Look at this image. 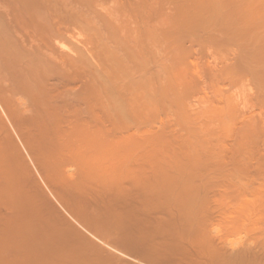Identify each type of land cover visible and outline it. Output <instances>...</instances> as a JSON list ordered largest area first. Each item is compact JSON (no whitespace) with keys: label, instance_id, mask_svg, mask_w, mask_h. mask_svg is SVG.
Listing matches in <instances>:
<instances>
[{"label":"bare ground","instance_id":"1","mask_svg":"<svg viewBox=\"0 0 264 264\" xmlns=\"http://www.w3.org/2000/svg\"><path fill=\"white\" fill-rule=\"evenodd\" d=\"M160 2L168 14L153 29L164 48L208 28L220 9L218 0ZM242 3L253 23L258 0ZM131 8L0 0V264H264V125L228 116L216 97L208 110L221 144L208 146L166 86L132 83L144 68L131 69L126 43L142 56L150 46ZM107 23L124 45L101 43L113 40ZM248 31L226 38L264 44V30ZM166 110L179 129L163 124Z\"/></svg>","mask_w":264,"mask_h":264},{"label":"rangeland","instance_id":"2","mask_svg":"<svg viewBox=\"0 0 264 264\" xmlns=\"http://www.w3.org/2000/svg\"><path fill=\"white\" fill-rule=\"evenodd\" d=\"M84 1L88 2L90 0H84ZM218 1H219L218 5L220 3L219 6L220 9H217V12L215 13L218 15L213 16L212 23L210 20V23L207 24L208 28L206 26V28H204L205 30L203 29L202 32L201 31L181 32L176 36V38L174 39L172 44L169 45V47L164 48L163 40L161 39L159 33L153 29V26H156L157 24L163 22L166 19L169 9L168 4H164V3L162 4L160 0H129L130 6L132 7L131 12L136 14L139 17V19L143 21L145 25L144 28L146 27L147 29L148 32L147 37L149 39L150 50L149 52H147V54H143L142 56L140 53L137 52L136 48L130 42L126 43L128 44L127 48L129 49V55L132 63L131 69L144 68L142 75H139L137 73H132L130 77L131 78L130 81L134 84L140 85V88L144 90L148 89L149 85H151L153 82L166 86L174 96L175 99V102L173 103L174 108L181 112H184L185 114L190 115L193 128L196 129L195 130L196 135L199 136V139L200 138L202 139L203 137L206 138L207 142L209 143L208 146H210V144L211 145L213 144L212 146L221 144V131H219L220 128L216 126L217 125L215 123L216 119H214V117H212L213 118L212 119L211 118L212 115L210 114L211 112H209V110L210 111L213 110L212 108H209V106L211 107V104L215 105L217 103L216 101H222V103L224 104L227 103V106H229L228 109L231 108L230 109L231 111L228 110L229 112L227 111V113L232 112L233 114L232 113L228 114V116L235 114L233 117L237 118V117H246L247 115L248 117L252 118V120L255 121L257 125L259 126L264 125V67H262L264 66L263 63L264 44L256 45L257 47L259 46L260 48H256V46H253L252 49L251 45H245L246 47L242 46L244 45L243 42H246L244 39L241 40L242 45L240 43L241 46L240 45L238 46L233 42H229V40L231 39L226 38L227 36L231 37L235 33H238L239 30H240L239 33H242L243 36L246 35L249 28H250L249 31L253 30L252 33H255L256 29L258 33L264 30V17H263L264 0H258V5H259L258 8L260 10L258 9V12L256 13L257 16L255 17L257 18L252 20L253 23L249 21H246V23H244L245 20L242 19L244 18L242 17L244 14L241 11H243L245 7V3H242V0H218ZM245 1L246 0H243V2ZM56 4H58V2ZM238 6L241 7L239 8ZM237 7L239 10L237 9ZM237 13L240 14V17ZM237 18L240 19L238 20L239 22L237 21ZM254 20H256L255 22L257 24L254 22ZM257 20L259 21L257 22ZM109 21L111 23H114L111 20ZM235 23L237 26L235 25ZM243 23L245 24L244 26ZM210 24L212 27L209 26ZM229 24L231 25V27L229 26ZM247 24H250V26ZM251 24L258 27L254 28V26H252ZM128 25L131 26L130 23H128ZM94 26L95 25H93V28ZM232 26H233V30H230L232 29ZM238 26L242 28H238ZM226 27H227L226 30L227 32L224 31ZM245 28L246 30H244ZM222 29L226 34V36L223 32H220L222 31ZM218 30L221 33L220 35L218 34L219 33ZM75 31L76 34L78 33L80 34L82 32L81 35L83 36L87 34L86 32L85 34L81 30H79L81 32H77V30ZM262 32L264 33V31ZM250 33L251 32L247 33L246 37H248ZM104 34L108 35L110 37V40L113 39L111 42L106 41L103 38L101 39V43L106 47H110L112 44L118 46L120 42H121L120 45L122 44L124 45V43L126 42L124 41V37L122 36L124 35V32H121L119 29H115L114 27H112L110 23L106 24V29H104ZM216 35L220 37H217ZM120 36H122V38ZM119 37L123 40L119 39ZM70 40L71 38L70 39L68 38V42H69L68 43L67 39L65 38V41L67 42L66 46H68L69 44L68 48L71 47L73 43L76 44V42L70 44L71 42ZM117 40L120 41L119 44L118 42L117 44L115 43ZM249 46L251 47V49ZM163 48L166 51H163ZM173 75L176 76L177 80L178 79L180 80L177 81V83H173V82L167 83L165 81L166 78H170ZM106 79L107 78H104V81H106ZM121 79L123 81L120 80L119 83L120 82L123 83L125 80L127 81V78L125 76L122 77ZM108 82L112 84L110 85L108 83L109 84L108 86H110L108 88L110 90L113 88L116 89L115 87L116 82L113 81L110 82V80ZM114 89L113 91H115ZM116 95L117 94H115V96ZM216 97L219 100H216ZM214 98L216 101H214ZM163 107L166 109L169 108L167 106H163ZM233 110L234 112L236 111L237 112L234 113ZM166 113L168 114V116H166L167 114L164 113L165 117L164 114L161 117V119L164 120V123L163 121L162 123L165 124L166 122V124L170 125L173 129H179L177 128L178 127L177 124L174 123L175 120L173 119V117L168 113V110H166ZM197 119H199V121ZM155 124L158 123L156 122ZM206 130L208 132H206ZM200 134L202 137H200ZM204 142L207 143L206 141Z\"/></svg>","mask_w":264,"mask_h":264}]
</instances>
